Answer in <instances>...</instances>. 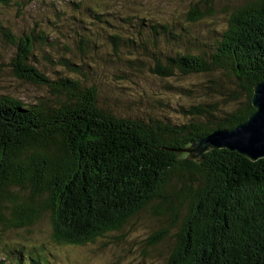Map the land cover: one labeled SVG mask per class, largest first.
<instances>
[{
	"label": "trees",
	"instance_id": "16d2710c",
	"mask_svg": "<svg viewBox=\"0 0 264 264\" xmlns=\"http://www.w3.org/2000/svg\"><path fill=\"white\" fill-rule=\"evenodd\" d=\"M201 2L183 22L169 23L107 0L98 9L0 0V17L9 8L19 19L0 22L6 66L55 96L27 104L0 93V264H63L49 245L126 243L144 214L156 224L146 247L161 251L162 264H264V158L219 149L196 162L185 153L254 112L253 88L264 79V0ZM67 10L71 21L82 10L102 24V71L76 66L72 80L63 72L75 64L62 56V71L48 78V48L70 40L61 35ZM95 41L81 37L63 49L83 55L98 49ZM43 225L45 242L10 250L5 239L13 232Z\"/></svg>",
	"mask_w": 264,
	"mask_h": 264
},
{
	"label": "rangeland",
	"instance_id": "374dc122",
	"mask_svg": "<svg viewBox=\"0 0 264 264\" xmlns=\"http://www.w3.org/2000/svg\"><path fill=\"white\" fill-rule=\"evenodd\" d=\"M79 6L89 5L95 9L103 6L105 0H97L93 2V0H71ZM110 5L113 6H125L126 8L122 11H132L134 14L138 15H150L157 16L159 19L165 17L163 19L164 22H183L186 18L185 12L189 10V6L191 4L200 3L201 0H107ZM202 3V2H201ZM84 4V5H83ZM94 4H98V7H94ZM222 5V1H218L214 3L215 9L218 11ZM189 7V8H188ZM128 8V9H127ZM100 9V8H99ZM36 12V11H34ZM67 10L63 15V31L61 35L66 38L69 35V38L72 42L75 43L81 37H90L95 39V44L98 49L95 51L93 48H89L83 55H78L77 52L74 55L67 54L64 52V44L67 42H71L67 40L65 43L60 42L57 44L55 48H48L51 50V60L50 62H45V70L42 69L44 75L47 74L48 78H55L58 72L62 71L60 65L56 62L62 57L67 56L72 62L73 66L70 67L69 71H64L63 75L72 80L76 79L75 68L76 66H80L81 69H88L93 72L102 71V65H97V54L102 49H107L104 47L105 44V36L103 31L99 28L102 24H98L93 21L89 14H83V11L80 10L82 15H75V20H70V15L74 14V11L71 12ZM129 12V11H128ZM5 13L0 17V22L4 20H11L13 23L11 25L15 26L19 24V19H16L13 16L12 9L2 10L1 14ZM175 14V16H173ZM222 15L218 13V16ZM218 22L220 20L218 19ZM68 24H70V28H68ZM66 25V27H65ZM75 46V44H74ZM73 46V48H74ZM7 51L5 48L1 47L0 44V93L5 95H11L15 98H19L20 100H24L27 104H35V97L38 99L46 100L47 102H52L55 100V96L50 92L48 87L46 86H33L23 82L15 78V76L9 71L6 66L7 59ZM43 66V64H41ZM67 70V68H65ZM62 75V76H63ZM108 83L112 81L110 76H107V79L101 78L99 76L98 81ZM176 81V80H175ZM156 80L151 79L149 81V86L156 89V92L161 91V84H155ZM40 97V98H39ZM176 101V97L170 94V102ZM131 229H129L130 233H128L125 240L126 243L118 244V245H108L107 248L102 247V249H98L97 245L84 247V249L79 248H69V247H60L49 245L48 251L49 253H53L52 255H57V261L62 262L63 264H162L163 256L160 253L161 251L152 252L149 247H146L147 238L151 234L154 229H150V226H155L154 219L150 217L149 214H144L139 216ZM48 231L47 226H41V230L34 229V233H19L13 232L12 237H9L7 240L8 245L15 251V249H26L27 246L37 245L34 240L38 239L45 242L46 238H48V234L45 232ZM21 236H25L26 239H17V234ZM102 245V244H101ZM2 245H0V254L3 255V251L1 250ZM164 252V248L161 249ZM86 251V252H85Z\"/></svg>",
	"mask_w": 264,
	"mask_h": 264
},
{
	"label": "water",
	"instance_id": "95a60500",
	"mask_svg": "<svg viewBox=\"0 0 264 264\" xmlns=\"http://www.w3.org/2000/svg\"><path fill=\"white\" fill-rule=\"evenodd\" d=\"M254 112L233 129L216 130L196 140L186 150V159L199 162L211 150L236 151L250 161L264 158V79L253 88Z\"/></svg>",
	"mask_w": 264,
	"mask_h": 264
},
{
	"label": "bare ground",
	"instance_id": "6f19581e",
	"mask_svg": "<svg viewBox=\"0 0 264 264\" xmlns=\"http://www.w3.org/2000/svg\"><path fill=\"white\" fill-rule=\"evenodd\" d=\"M68 227V226H67ZM66 230V229H65ZM66 232V231H65ZM67 233V232H66Z\"/></svg>",
	"mask_w": 264,
	"mask_h": 264
}]
</instances>
